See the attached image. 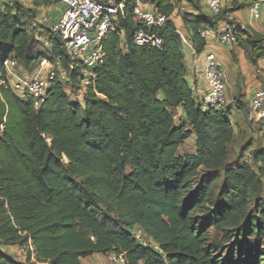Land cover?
Returning a JSON list of instances; mask_svg holds the SVG:
<instances>
[{
    "label": "trees",
    "instance_id": "16d2710c",
    "mask_svg": "<svg viewBox=\"0 0 264 264\" xmlns=\"http://www.w3.org/2000/svg\"><path fill=\"white\" fill-rule=\"evenodd\" d=\"M53 1L13 0L20 9L0 11L1 75L6 57L31 72L42 59L65 56L49 27L33 35V19ZM180 1H144L168 18L157 29L160 48L134 45L136 23L129 14L119 19L129 48H119L116 32L106 34L104 61L81 99L56 80L35 108L0 86V242L35 258L22 263L0 251V264H83L94 254H122L126 264H264V146L216 167L234 127L224 108L202 110L188 84L170 20ZM194 10L178 14L200 54L198 29H212L225 10ZM246 38L256 64L264 35ZM76 75L69 72L70 92L79 89ZM246 105L237 108L244 113ZM191 136L195 151L178 154ZM136 228L158 248L141 244Z\"/></svg>",
    "mask_w": 264,
    "mask_h": 264
},
{
    "label": "built area",
    "instance_id": "2783aa9c",
    "mask_svg": "<svg viewBox=\"0 0 264 264\" xmlns=\"http://www.w3.org/2000/svg\"><path fill=\"white\" fill-rule=\"evenodd\" d=\"M32 0H23L30 3ZM65 7L59 18L54 19L51 14L41 12L39 22L49 27L56 34L65 48V56L54 60L42 59L31 72L22 67L13 57H6L2 61L4 74L0 73V86L12 90L22 99H29L35 108L44 101L47 90L52 81H60L63 85L70 81L69 72L76 70L79 81V99L85 89L92 84L97 76L96 69L103 63L105 52L103 41L108 32H116L119 37V48L127 51L128 43L124 32L117 26L121 18L131 15L137 28L133 34L132 43L137 46L160 48L162 38L157 29L162 27L167 17L158 12L151 5L141 0L127 6L125 0H61ZM211 15H219L225 10L223 28L215 31L208 27H201L197 33L205 41L200 54L202 65L198 71V81L191 88L202 110L209 108H223L226 103L227 79L224 65L217 53L211 50L209 40H215L222 45H230L240 41L246 34V23L234 15L233 3L239 2L243 6L238 9L246 11L250 22H259L264 19V0H205ZM181 9H184L181 6ZM42 10V9H40ZM1 11V9H0ZM249 25V24H247ZM177 31V30H176ZM182 43L186 38L181 32ZM251 33V32H249ZM44 44L49 46L47 39ZM68 58L67 66L61 65V59ZM18 70L20 73H18ZM257 86L249 91L248 101L244 114L246 119L260 128L264 136V58L261 64L255 65ZM66 91L70 94L69 89ZM134 237L143 245L158 246L146 238L142 231L136 228ZM23 253L24 249L20 248ZM112 255L116 264H126L122 254Z\"/></svg>",
    "mask_w": 264,
    "mask_h": 264
},
{
    "label": "rangeland",
    "instance_id": "374dc122",
    "mask_svg": "<svg viewBox=\"0 0 264 264\" xmlns=\"http://www.w3.org/2000/svg\"><path fill=\"white\" fill-rule=\"evenodd\" d=\"M141 1H146V0H141ZM20 5L23 7H28L29 4L20 1ZM6 5H13L14 11L20 9V6L18 4H13V0H0V9L3 10ZM181 6L184 7V9H181ZM237 6H243L242 3L235 2L233 3V7ZM65 5L61 0H56L53 1L50 6H47L45 9L39 10V12L36 14L35 18L33 19V35L37 39V37H40L43 35L45 32V28L42 26V24L39 22V17L41 12H47L51 14V16L55 19L56 17H59L60 14L62 13ZM179 10L175 9V12H185V11H190L191 9H198L199 12L205 13V14H210L206 1H197V0H181L178 5ZM242 13L245 16H247L245 10H241ZM222 17V16H221ZM174 23V22H173ZM246 28L248 30L244 31L245 34L251 32L253 33L254 36L256 34L259 35H264L262 33H258L252 30V28L245 24ZM181 30V29H180ZM182 33V32H181ZM183 36L188 40V37L182 33ZM246 36L244 40H241L240 42H237V45H232V49L226 52L229 56L230 59V64L224 65L225 72H226V79H227V88H226V103L224 105V109L226 111L230 110L231 113L229 114L232 122H233V127L235 130L239 129L238 132H236L235 137L233 141L228 145V152H227V157L224 161H221L220 163L216 164V167L221 168L224 165H233V164H240L241 162L238 160L239 157L242 155L243 158H249L251 156L252 151L255 149H258L261 145L264 146V136L262 135L260 128L257 125H254L250 123L246 117L245 114L241 109L237 108V105L240 107H245L248 101V96H249V89L247 88V80L248 77L245 76L246 74L244 73V67L247 66L248 68L252 69L253 71L255 70V62L249 55V49L247 50L244 45H246L247 42ZM187 43L184 42L182 43V48H187ZM235 47H239L242 51L240 52L241 55V62L242 66L240 65V60H239V50H236ZM35 49L41 50V47L38 45H35ZM43 51L46 52V48L44 47ZM257 64V62H256ZM23 69V68H21ZM24 70V69H23ZM252 72V71H251ZM18 73L20 71L18 70ZM70 88V84L66 85V89L68 90ZM249 90V91H248ZM80 92L79 90L71 91L70 96L72 98L79 99ZM175 121L180 122V116H179V111L175 110ZM242 129H249L251 134L244 136V134L241 135V130ZM245 133V132H244ZM246 148V149H245ZM249 148V149H248ZM195 151V146H194V136H191L187 140H185L178 148V154H186V153H193ZM249 163L253 165L251 160L249 159ZM254 166V165H253ZM19 246L17 245H6L0 242V251L5 252L10 254L13 258H15L19 262H26L27 257L29 258V263H35V258L33 255L28 254L29 250L25 251L22 253L20 251ZM25 249V248H24ZM83 264H116L112 261V255L111 254H106V255H95L93 257H90L88 259H83L82 260Z\"/></svg>",
    "mask_w": 264,
    "mask_h": 264
},
{
    "label": "crops",
    "instance_id": "0c3cea01",
    "mask_svg": "<svg viewBox=\"0 0 264 264\" xmlns=\"http://www.w3.org/2000/svg\"><path fill=\"white\" fill-rule=\"evenodd\" d=\"M200 1H203V0H200ZM146 4L150 5L149 3H146ZM47 6H50V4L47 5ZM47 6L42 7L41 9H45ZM241 10L242 9L235 10L234 11V15L238 16L246 24H249V26L252 28L253 31L264 34V19L259 21V22H250L249 23V20H248L247 16H245L244 14H241L242 13ZM190 12H192L194 14H197V11L193 10V9H191ZM59 17H56L55 19H57ZM170 20L172 22H174L173 25L175 26V28H176V30L178 32H182L188 37V35H187L188 33H187L186 29L183 26L181 17H180V15L177 12H175V11L173 12V14L170 16ZM223 23H224L223 19L217 20L215 26L212 29L215 30V31L222 30ZM244 38L245 37H242L243 40H244ZM242 39H240V41ZM209 43H210V46H211L210 47L211 50L215 51L217 53L218 57L220 58V60L222 61V63L228 66V64H230V59H229V56H228V54L226 52H228L229 50L232 49V45H237L238 43H234V44H230V45H222V44H219L215 40L214 41L213 40H209ZM191 45L192 44H191V42H190V40L188 38V40H187V46L188 47L186 49L182 48V53H183V56H184V64H185V68H186V79L188 81V84H189L190 88H192L196 84V82L198 81V78H197L198 75L197 74H198V71H199V69H200V67L202 65V61H201L200 57L193 55V53L191 52V48H190ZM235 49L239 50V52H238L239 55L238 56H239L240 65H241L242 64V62H241V55L242 54L240 52L242 50L239 47H235ZM261 60H262V58L257 61L258 64H261ZM244 69H245L244 73L246 74L245 76L248 77V80L246 82L247 83V88L249 90H252V89H254L257 86V80H256V77H255V73H254V71L252 69L248 68L247 66H245ZM26 74H27V72H26ZM178 111H179V113H181L180 109H178ZM228 111L231 113L230 110H228ZM228 118L232 122L231 117L229 116ZM232 124H233V122H232ZM238 130L239 129L235 130V128H234L235 134H236V132H238ZM242 134H244V136H246L245 134L250 135L251 132H250L249 129H245V130L242 129L241 130V135ZM95 255H99V254H94V255H92L90 257H93ZM90 257H88V258H90ZM88 258H86V259H88Z\"/></svg>",
    "mask_w": 264,
    "mask_h": 264
}]
</instances>
